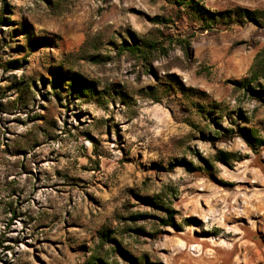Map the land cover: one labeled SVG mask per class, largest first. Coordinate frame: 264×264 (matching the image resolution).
<instances>
[{
  "label": "rangeland",
  "instance_id": "1",
  "mask_svg": "<svg viewBox=\"0 0 264 264\" xmlns=\"http://www.w3.org/2000/svg\"><path fill=\"white\" fill-rule=\"evenodd\" d=\"M189 1L0 0V264H264V0Z\"/></svg>",
  "mask_w": 264,
  "mask_h": 264
},
{
  "label": "trees",
  "instance_id": "2",
  "mask_svg": "<svg viewBox=\"0 0 264 264\" xmlns=\"http://www.w3.org/2000/svg\"><path fill=\"white\" fill-rule=\"evenodd\" d=\"M183 5H186L190 7L193 11L196 12V14L205 22H211L214 21L215 18L212 14H209L208 12H205L203 9H200L197 5L194 4L193 1H187L184 0ZM247 17L254 16L253 13L246 12L245 13ZM158 46L156 44H153L152 42H142L141 44L135 43L133 45L126 44L124 47H122V52H130L131 54L137 55L140 60L143 62H149L152 59H148L151 54H153L155 51L158 52ZM55 81L58 83V85L61 88H64L65 90H69L73 94H77L81 98H89L93 97V95L96 93L95 84L92 82H89L85 79L80 78L78 75H70L67 73H60L58 72L56 74ZM67 86V87H64ZM249 86H246L248 88ZM254 141H256L258 144V147L264 146V141L258 140L256 138H252ZM229 158V157H228ZM166 224H172L173 223V214L171 213L168 221L165 222Z\"/></svg>",
  "mask_w": 264,
  "mask_h": 264
}]
</instances>
